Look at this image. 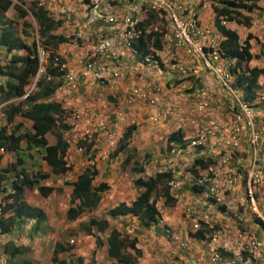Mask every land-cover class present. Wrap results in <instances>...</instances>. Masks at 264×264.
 I'll return each instance as SVG.
<instances>
[{"label":"built area","instance_id":"1","mask_svg":"<svg viewBox=\"0 0 264 264\" xmlns=\"http://www.w3.org/2000/svg\"><path fill=\"white\" fill-rule=\"evenodd\" d=\"M78 1L81 14L77 17L81 19L74 17L75 21L62 4L54 7L55 0L35 3L54 8L55 19H72L74 28L64 36L79 46L76 61L82 84L99 87V97L104 85L113 86L123 75L130 76L123 102L134 109L138 105L145 107L144 119L156 130L160 131L159 127L167 122L172 123L168 131L186 128L194 137L188 145L200 146L192 154L204 159L206 165L203 171L188 173L185 178L193 186H202L203 196L233 224L230 231L225 225L212 226L202 239L165 228L164 238L175 240L186 256L192 257L191 264H204L191 253L196 240L205 243L209 259L215 264H264V235L251 230L256 223L264 234V79L257 80L253 97L246 99L243 87L236 82L239 70L232 69L236 58L221 50L222 35L217 34L214 23L210 25L213 18L206 23L199 18V8L211 10L219 0ZM219 18L224 26L229 22ZM147 19L149 24H142ZM151 30L158 32L159 47L153 45L151 36L140 50L139 37ZM49 50L50 47L37 45L38 68L22 97L35 89ZM53 53L52 64L62 70L53 77V89L64 92L78 81L75 71L56 51ZM174 95H178V100H173ZM67 101L61 97V111L69 124L62 134L68 144L82 151L78 140L88 144L98 131L106 137L107 144L117 146L120 137L113 136L105 121L107 117L94 109L68 107ZM120 102L117 99L112 105L113 125H136L134 115H126L128 110ZM183 153L184 149L174 144L164 155L178 157ZM167 185L171 193L177 192L181 181L170 179ZM162 204L155 203L158 213ZM191 213L189 207L184 208V217L190 218ZM209 220L205 215L196 216L190 229L197 230ZM155 259L159 264H179V258L168 254H158ZM4 262L5 256L0 252V264Z\"/></svg>","mask_w":264,"mask_h":264},{"label":"trees","instance_id":"2","mask_svg":"<svg viewBox=\"0 0 264 264\" xmlns=\"http://www.w3.org/2000/svg\"><path fill=\"white\" fill-rule=\"evenodd\" d=\"M261 1L219 0L218 4L212 5L211 8L214 26L222 35L219 46L226 56L236 58L235 66L232 69L237 68L239 70L236 74V82L243 87V95L246 99L253 97L257 80L262 81L264 79V59L262 66L248 67L253 57L248 41L250 33L241 41L235 30L220 23L219 17L222 16L226 21H234L241 26L249 27L252 21L247 12L249 13L253 9L264 10V6L260 5ZM21 3H24L26 7L22 6ZM14 11L21 19L19 28L13 20L6 21L5 18H1L2 13H9L10 15ZM241 11L246 14H242ZM29 14L37 24L38 35L43 37L42 39L33 38L32 34L28 32V29L33 27ZM148 16L152 15L149 14ZM54 22L42 7L36 5L35 0H29L28 2H25V0H0V45L4 52L3 56L0 57V76H3L0 81V100H8L11 97L21 96L25 93L27 85L32 81L38 68V44L43 47H50L57 41L66 40L65 36L51 32L55 25ZM149 22L150 19H147L142 24L148 25ZM151 36L153 37V45L159 47L158 32L157 30H151L139 37L137 46L140 47V50L146 47V43L150 41ZM262 50L264 51V48ZM263 51L261 52L264 53ZM53 52V49L50 48L44 70L39 73L35 81V89L23 97H19L13 103L8 101L3 109L4 117L3 112H0V149L2 152L21 150V166L18 170L14 169L16 163L20 161L17 152H15L16 158L13 161L8 162L4 168H0V204L5 203V201L10 202L5 204L2 209L3 214L4 212L8 214L0 218V232H9L13 224L21 218L32 220V229L35 228L36 230L40 225V221L45 219V214L40 207L26 202V191L36 188L41 195L46 196L53 189L61 190V186L54 187L50 184L41 183L40 180L48 177L50 173L62 174L71 168V164L66 161L65 157L68 144L62 135V130L68 128L69 124L64 120L59 103L45 99L55 86L56 80L53 77L59 75L62 71L58 65L52 64ZM47 75H50V77L46 78ZM15 115L28 120L30 129H22V119L17 121ZM135 128V124H128L124 127L117 141V146L109 156L124 153L125 156L121 161L122 166H127L130 172L138 174L132 181L138 189V194L128 203L119 202L109 208L107 214L109 216L131 215L137 217L142 225L150 226L157 224L159 220V213L155 208V203L159 198H162V203L165 206L172 205L176 201L167 185L168 180L177 179L181 183L187 182L189 184H186V186L188 185L192 192L202 193V186L191 185L188 180H185V177L188 173L193 175V173L203 171L206 161L197 157L191 163L181 164L185 168H182L177 177H173L174 171L167 168L147 174L145 171L147 158L137 160L132 156L133 151L130 150V138ZM47 132L53 133L54 141L52 143L47 141L45 135ZM193 138L192 135L186 137L181 130L173 131L164 135L162 151L163 153L170 152L174 144L184 149ZM77 143L79 146H83L84 153L93 155L92 151L90 153L89 144L79 140ZM24 148H36L41 151V158L47 163L49 170L36 169L32 173L28 172L25 166L22 165L25 156ZM88 157L93 158V156ZM96 173L97 169L94 163H91L76 174L74 179L64 181L65 184L71 186L69 204L65 208L67 219H76L83 211H90L96 207L100 193L107 188L104 182L93 185L92 182ZM206 200L209 201V199ZM84 226L87 231L92 228L95 247L102 244L103 241L105 242L106 256L111 260V264H137L135 256L141 250L136 245L135 237L122 234L116 228H109V223L105 218L90 217ZM204 226L205 224L201 223L199 229L190 230L188 234L196 238H204L210 230L209 227ZM107 229L108 232L105 233ZM69 248V243L61 240L55 241L50 259L55 261L56 264H86L82 256H75V260L71 257L58 256L59 251L68 250ZM3 249L8 256H14L18 252L25 251L28 247L23 244L16 246L15 249L12 247ZM96 252V248L92 250L91 260H95ZM92 263L93 261L87 264Z\"/></svg>","mask_w":264,"mask_h":264},{"label":"crops","instance_id":"3","mask_svg":"<svg viewBox=\"0 0 264 264\" xmlns=\"http://www.w3.org/2000/svg\"><path fill=\"white\" fill-rule=\"evenodd\" d=\"M28 1L29 0H25V2H28ZM57 4H62L63 7L66 10L70 11L71 17L73 16L72 17L73 18V21H75V18L74 17H77L79 14H81L80 2L78 0H55L54 7L57 6ZM21 5L24 6V7H26L24 3H21ZM42 8L44 9V12L45 13L49 14V16L52 18L53 22L55 21L54 22L55 25L52 28L51 32H53L55 34H61V35L64 36V34L66 32H69L72 28H74V24L72 22V19L70 21H68V22L62 21L61 18L55 19L53 17V15H52V13H53L52 11H53L54 8H51V7L50 8L42 7ZM121 11L122 10L120 9V10H118L116 12L118 14H120ZM4 14L9 15V13H4ZM199 18H200V21L202 23L203 22L206 23V22L210 21V18L211 19L213 18V12L210 9H208V7L207 8H199ZM78 19H81V18L80 17H77V20ZM210 23H211L210 25L213 24V19L210 21ZM35 24L33 25V30L36 33V37L38 36V38H41L42 39L43 37H39V35H38V31H37V28H36L37 24L36 25ZM34 26H35V28H34ZM225 26L227 28H230V29L235 30L237 32L238 36H239V39H240V35H239V32H238V26H241V25L235 24L234 21H230ZM241 27L244 28V31H243L244 33H242V34H245V33L249 32L250 29H251V26H249L247 28L244 27V26H241ZM30 29L31 28L28 29V32H30ZM217 34L219 36H221V34L218 31H217ZM50 48H52L54 51H56L59 54L60 58L64 62H66L67 66H69L70 68H72L75 71V76H76V79H77L78 83L75 86H73V87H68L67 86L66 89L64 90V92H59L56 89H53L50 92V94H48V96L45 97V99L54 100V101L58 102L59 105L61 106V97L62 96L63 97H66L67 100H68L67 101L68 102V107H81V109H94L97 112H99L102 117H104V118L107 117V120H105V121L107 122L106 124L109 125V126H110V124H112V122H110V119H113L115 117L112 116V114L109 115V113H107V110H108V108L112 107V105H113L114 102H117V99L118 100L121 99L120 104L123 105V107H125V109L128 110L126 112V115H134V118L136 119V129H139V127H141V126H139V124L140 123H143V121L146 120V119H144V117L146 115V109H145V107H143V106L141 107V106L138 105L134 109L133 107L127 106L123 102V95L126 94V92H127V88H128L130 76L128 77L126 75H123L121 77V79H119L118 81H115L114 82V85L113 86H110V85H107V84L104 85V87H102V90H103L102 91V95L98 97L97 96L98 95L97 94V91L99 90V87H93L91 85L92 83L82 84V82L80 81L81 75H80L79 68H78L77 61H76L77 56L79 54V46L78 45H75L74 43H69L68 41L63 40V41H57L54 45L50 46ZM0 78H3V76L2 77L0 76ZM173 100H178V95H174ZM15 116H17V115H15ZM3 117H4V111H3ZM15 119L17 121L18 120L21 121V118L18 117V116H17V118L15 117ZM171 125H172V123H168L167 122L165 124V126L159 127L160 131L154 129V127L151 124H150V127L152 129H154L155 132L162 133L163 135H161L160 137H163L164 135L173 132V130H171V131H168L167 130L168 128L171 127ZM112 126H115V125L112 124L110 127H112ZM182 129L183 130H181V129L180 130L182 131V133L184 135H186V137L191 136V134H189V132H187L186 130H184L186 128H182ZM20 130H21V126H20ZM120 136H121V133H120V135H118L117 138H119ZM144 138L146 139V136L145 135H144ZM101 140H103V143L106 142V137L102 133H100L98 131L96 133H94V135L92 137V142L89 143V145H90V149H89L90 150V153L92 151L93 154L95 155V154H97L99 152L100 157H102V154H101V151L102 150L100 148V146H102ZM130 143L131 144H136V146H137V144H138L137 143V136L136 137H132L131 136ZM20 145H21V143H20ZM70 146L71 145H68L67 146V149H66V152H65L66 161H67V152H68ZM108 146H109V144L106 143L105 147L107 148ZM199 147L200 146H197L196 148H192L189 145H186L184 147V153L181 156H178V157H173V156L170 157V155H164V154L159 155L162 158L161 161H162L163 164H161V165H159L157 162H155L153 160V157L150 155L152 157V162H154L153 167L155 168V169L152 170V173L154 171H162V170L168 168L171 171L172 170L174 171L173 172V177H177L176 174H179L177 172H180L184 166H181V163H180V165H177V164H175L174 161L175 160H179V161L183 162L184 164L185 163H189V162L191 163V161L193 159L197 158L195 156V154L193 155L191 153H193V150H197ZM95 148L98 149V150H95ZM205 148H208L207 147V144L205 145ZM32 150L33 149H25L24 148L23 149V152H24L25 156H30ZM130 150H132V151L133 150H136V151H133L134 154H132V156L134 158H136L137 160L145 159V157L147 158V163L145 165V171H146V167H150L149 163L151 161V160H149L150 159L149 152L146 153V154L144 153L142 155V157L139 158L138 156L141 155V154L138 153L136 147L130 146ZM1 151L2 150H0V157H2V155H3V154H1L2 153ZM96 151H97V153H96ZM4 152H6V151H4ZM8 153H9V155L8 156L5 155V157L3 158V159L6 160L5 165L8 162L13 161V158H11L12 155H16L15 151H8ZM108 154H111V153H108ZM108 154H107V156H108ZM118 154L119 153H117V155L112 156V157L113 158L114 157H118V162L117 163L120 164V168L121 169H123V170H129L127 166H122V164H121V161L123 159V156H125L124 153H121V155L120 154L118 155ZM87 155H89V153H87ZM109 157H111V156H109ZM109 157H108V159H109ZM93 159H96V157H94ZM166 159H167V161H166ZM19 160L20 161L19 162L17 161L18 163H16L14 169H17L18 170V168L21 166V156H20V159ZM169 161H171V162L173 161L172 164L170 165V167H168V166L167 167H164V164L169 163ZM23 162H24V159L22 161V165H24ZM68 163L71 164V162H68ZM117 163H115V164H117ZM159 163H161V162L159 161ZM156 164L158 165L157 167L155 166ZM87 165H90V164H87ZM87 165H85V166H87ZM47 166L48 165L45 162V164H42L41 165V170H49V166L48 167ZM72 166L74 168V164L73 165L71 164V168H72ZM94 166L97 169V173L94 176V179L96 178L98 172L102 173V172H105V171H109L108 166H106L105 164L102 167V169H101L102 163H99L98 162V166L97 165H94ZM0 168H2V167L0 166ZM70 169L66 170L64 173H67ZM78 173L76 172L75 175L78 174ZM146 173H147V171H146ZM152 173H150V174H152ZM147 174H149V173H147ZM137 176H138V174L135 177H137ZM70 178H63L60 183L65 184L64 181H71L72 179L75 178V176L72 177L71 179ZM94 179H93V181H94ZM185 180H187V179L185 178ZM99 182H104L107 185V188L106 189H109V186H108L107 182H105V181H99ZM46 183H48V182H46ZM49 184L53 186V184H51V183H49ZM97 184H93V185H97ZM132 184H133V182H132ZM186 184H189V183H187V182L181 183L182 190H185L183 193H181V191L179 192V190L181 189V188H179L178 191H177L178 193L177 192L174 193L173 196L176 198V201L174 202L175 205L177 203H179L180 200H182V205H181L182 210H184L185 207H189L192 210V213L190 215V218L184 217L183 216V213H179V211H177V212H174L173 211V215L171 217L168 216V215H166L167 212H163L162 214L159 213V218H160V220H158L159 223H157L155 225L144 226V225H142V223L139 222V219L137 217H134V216H131V215H118V216H114L115 217L114 218V221H115V224L117 222H120V226L121 227H119V225L118 226H115V224H111L110 223L109 215L107 214L108 209L111 208V207H113V206H115L119 202L128 203L133 198L130 201H128V202L123 201V200L117 201L116 198H118L119 196H117V195H111L107 199L103 200V198L101 197V194H102V192H101L100 193V198H99V200L97 202L96 207H94V209H97V206L100 205L104 201L103 205L105 206V209H104V212H102L103 213V216H100L101 213H100L99 217H97V216H86V219L84 221L87 222L90 217H94V218H97V219L98 218H105V219H107V221L109 223V228H111V227L112 228H116L122 234H127L128 236L135 237V239H136V245L141 250L140 253H138V255L135 256V260H136V263L137 264H147L142 259L143 258H147L148 253H151V252H154V251L156 252V250H158V249L161 250V251H163L164 253L168 254L169 256H174V257L179 258V264H190V262H188V261L189 260H193L192 257H187L186 254L184 253V251L178 247L177 242L175 240H167V239H165L163 237L162 233H159V231H158L159 228H162L163 229L164 227L168 226V224H169L168 220H169L170 223H172L173 227L178 230L176 232H180L178 234L184 236V234H188V232L191 230L190 229V225H191L190 223H191V221L193 219H195L196 216L197 217H201V215H205L206 217H208L210 219L209 220V223H206L204 227H208V226H209V228L212 227V226H216L217 227V225L221 224V225H225L227 227V229L230 231V230L233 229V224L231 222V219L227 218L226 216H223L220 213V210H217V208L214 207V205H212V203L210 201L206 200V198L203 196L202 193H194V192H192L190 190V188H188V185L186 186ZM67 185H69V184H67ZM56 186H61V189H63V193L62 194H64V193L68 194V192H65V190H64V188L62 187L61 184L58 183V184H56ZM133 186H134V184H133ZM70 191H71V186H70ZM50 193L54 197L55 203L57 205H59V207H61L60 206L61 204H63V207L68 206V205H65V204H69V196H68L67 202H66L65 200H60L57 197V195H56L57 192H55L54 189L51 190L48 194H50ZM137 194H138V189H137L136 195ZM120 195H121V193H120ZM114 199H115V201H114ZM107 200H112V202L109 203ZM1 203H2V201H1ZM9 203H10L9 201H5V203H3L4 205L3 204H0V205L2 207H5V204H9ZM32 203H30V204H32ZM34 205L40 207L45 212L46 209L44 207H41V204H34ZM169 206H171V205H169ZM49 208L50 207H47V209H49ZM94 209H92V210H94ZM92 210H90V211H92ZM48 211H49V214H52L51 208ZM90 211H83L81 214H83V213H87L88 214V212H90ZM7 214H8L7 212H4L2 218L5 217ZM44 214H45V219L47 220V218H48V212L46 211ZM176 214H179L182 218H180V216L179 217H176L175 216ZM76 219H78V217ZM69 220H72V219H69ZM129 220L131 222L132 221L133 222L131 223V222H129ZM28 221H29L28 223H32L33 224L32 220H28ZM84 221H81L80 220L78 222V224H79V227H81L82 229H84V231L87 234H90L93 237L92 238L93 247L90 248L91 249V252H92V250H94V247H95L94 246L95 245V241H94V236H93V233H92V228H90L91 230L87 231L86 230V227L84 226V224L86 222L83 224ZM19 222L20 221L14 223L13 224V227L11 228V230L9 232H0V246H1V248L3 249V248L12 247V248L15 249L16 246H21V245L24 244V245H26L28 247V249L30 248V249H35V250L37 249L38 250V246H37L38 240H35L34 238H31L29 240H26L25 237H23V236L21 237V235L19 237H17L19 235V233L18 232L16 233V231L19 230V229L21 230V222L20 223ZM127 222H129V223H127ZM160 222H161V224H160ZM45 224L48 225V226H50V223L49 222H47ZM127 226H129V227H127ZM125 227H127V229H128V231H126V232L123 231V229ZM31 228H32V226L30 227V229H29L28 232H31ZM251 230L254 231V233H256L259 236H263L264 235L263 234V229L261 228V226H259L256 223H254V224L251 225ZM106 231L108 232V229L105 230V232ZM198 239H202V238H198ZM57 240H60V239H54L53 240V243H52L51 249H50L51 251H52V248L54 247V242L57 241ZM65 243H68V242H65ZM104 244H105V242L103 241L102 244H100V245H104ZM69 245H70L69 250H71V246H72L71 243H69ZM105 247H106V244H105ZM61 251H63V250H61ZM3 252L6 253V251L4 249H3ZM23 252H25V251H23ZM23 252H18V253H23ZM18 253H16V254H18ZM191 253L194 255V257L199 256L200 259L202 260V263L204 262V264H215L214 262H212L209 259V255L206 252L205 243H201V242H199L197 240L195 242L193 241L192 242ZM83 255H84L83 252H77L74 256H83ZM7 256H8V254H7ZM14 256H8V258L9 257H12V259H13ZM49 258H50V255H49ZM91 258L92 257H90L87 261H89V262L91 261L92 262ZM19 260L24 261V263L29 261V259H26V258L22 259L21 257L19 258ZM53 262H55V261H53Z\"/></svg>","mask_w":264,"mask_h":264},{"label":"rangeland","instance_id":"4","mask_svg":"<svg viewBox=\"0 0 264 264\" xmlns=\"http://www.w3.org/2000/svg\"><path fill=\"white\" fill-rule=\"evenodd\" d=\"M260 5L264 6V0H262L260 2ZM242 14H246L245 12L241 11ZM247 15L251 17V29L249 32L244 33V28H242L241 26H238V32L240 35V40L242 41L244 39V37L250 33V38H249V43H250V51L253 54V57L251 58L248 67H252V66H257L260 67L263 64V59H264V53H262L261 51H263L262 49L264 48V10H257V9H253L251 12H247ZM29 18L32 21V24L34 25L35 22L32 19L31 15L29 14ZM5 18L4 20H13V22H15V25L20 26V18L16 15V12L14 11V13L10 14V15H6L4 13L1 14V18ZM211 20V18H210ZM237 24V23H235ZM36 25V24H35ZM35 28V26H34ZM37 28V26H36ZM247 28V27H246ZM245 28V29H246ZM233 30V29H232ZM30 33L32 34L33 38H38V36L36 37V33L33 30V27L30 29ZM243 37V38H242ZM264 52V51H263ZM4 54L3 49H0V57H2ZM1 80V78H0ZM28 86V85H27ZM18 97H12L9 98L12 103L17 101ZM7 105V101L4 100H0V112L4 111V107ZM114 108L110 107L107 110V113H109V115L112 114V110ZM17 118V116H15ZM22 119V118H21ZM110 122H112L113 124V120L110 119ZM22 129H30V123L28 120L26 119H22ZM110 124V126L112 125ZM109 127V125H107ZM126 126L125 123L119 124V126L115 127L112 126L111 128V132L113 133V136L116 138L118 137V135H120V133L122 132V130L124 129V127ZM139 129H136L133 131L132 133V137H136L137 136V146L136 144H131L130 146H134L137 148L138 153H140L141 155H139L138 157L141 158L142 155L145 153L149 152V156L151 155L153 157V160L155 162H157L159 165L163 164L162 163V158L159 155L164 154L163 153V148H162V141L164 142L163 138H160L161 135H163L162 133H158L155 132V128L152 129L150 127V123L143 121V123L139 124ZM153 132V133H152ZM136 134V135H135ZM46 138L47 141L49 143H51L52 141H54V136L53 133H49L47 132L46 134ZM144 135L146 136V139L144 138ZM144 140V141H143ZM143 141V142H142ZM135 142V141H134ZM102 146H100L101 148V154L102 157H100L99 152L96 153L97 154H93L90 156L96 157V159L93 158H89L87 155V153H84L82 151H79L77 146H75L74 144H71V146L69 147V150L67 152V161L71 162V164H74V168L72 166V168L67 172V173H63V174H50L48 175V177L40 180V182L46 183V184H53V186H56V184H61L62 187L64 188L65 192H68V194L63 193V189H61V191L59 190H55V192H57V197L60 200H65L67 202V198L69 196L70 193V186L67 184H63L60 183L62 181L63 178H72L75 176V173L80 172L85 165L87 164H91L94 163V165L98 166V162L102 163L101 169L104 166V164L106 166H108L109 171H105V172H98L96 178L93 181V184H97L99 181H105L107 182L109 189H106L105 191L102 192L101 197L103 198V200L107 199L108 197H110L111 195H117L119 196L118 198H116L117 201L119 200H123V201H130L132 198H134V196L137 193V189L133 186L132 184V180L133 178L136 176L135 174H133L132 172H130L129 170H123L120 168V164L117 163L118 162V157H109L108 153H111L112 150L115 148V145H109L107 148L105 147L107 142L103 143V140H101ZM96 149V148H95ZM98 150V149H96ZM136 151V150H133ZM17 153H19V156H21V150L15 151ZM41 151L37 150V149H33L31 152L30 156H24V166L26 168V170H28V172L32 173L34 172L36 169H41V165L45 164V162L41 159ZM3 154L2 157H0V166L3 168L5 166V162L6 160L3 159L6 156L9 155L8 151L1 153ZM108 154V156H107ZM192 154V153H191ZM119 155V154H118ZM121 155V154H120ZM150 156V167H146V171L147 173H152V170L155 169L153 167L154 162H152V157ZM107 157V158H106ZM109 157V159H108ZM13 160L16 158V155H12ZM165 159V158H164ZM116 160V161H115ZM159 161L161 163H159ZM167 161V159H166ZM120 162V161H119ZM173 162V161H172ZM171 161H169V163L164 164V167H170V165L172 164ZM175 164L180 165L184 164L183 162L179 161V160H175L174 161ZM117 163V164H115ZM156 167L158 166L157 164L155 165ZM48 167V166H47ZM157 169V168H156ZM168 169V168H167ZM179 173V172H177ZM178 175V174H176ZM70 178V179H71ZM69 179V180H70ZM111 188V189H110ZM178 191V190H177ZM181 191V193H183L185 190H182V188L179 190V192ZM121 193V195H120ZM172 193H176V192H172ZM178 193V192H177ZM26 198L25 200L29 203L32 204H41V207H44L48 212V218L47 220H42L40 221V225L39 227L35 230V228H31V232H28L30 227L33 226L32 223H28V219L25 218H21V220H18L21 222V230H17L16 233L18 232L19 235L17 237H19L21 235V237H25L26 240H29L31 238H34L35 240H38L37 242V246H38V250L36 249H27L25 250V252L23 253H18L15 254L14 256V260L12 259V257H9L7 259H5V264H56L55 262H53L52 260H50L49 255L51 253V245L53 243L54 239H60L64 242H68L71 243V250H63L60 251L58 253L59 256H64L65 258H69L71 257L73 260H75V254L77 252H83L84 255L82 256L85 263H91V261H87L90 257H91V247H93V241H92V236L90 234H87L84 229H82L81 227H79L78 222L84 221L86 219V216H103L104 209L105 206L103 205L104 201L97 206V209H94L90 212L87 213H83L81 215L78 216V219H72L69 220L65 217V207H63V204H61L59 207V205H57L55 203L54 197L50 194H48L47 196H43L41 195L36 188L30 189L29 191H26ZM109 203L112 202V200H107ZM115 201V199H114ZM157 201H159L160 203L162 202V198H159ZM68 205V204H65ZM182 205V200H180L179 203H177L175 205L172 204L171 206H165V205H161L159 208L160 214H162L163 212H167L166 215L168 216H172L173 215V211L177 212L179 211V213H183V210L181 208ZM47 207L51 208L52 214H49V209H47ZM212 213V212H211ZM176 217H179V214L175 215ZM114 216H109V220L111 224H115L114 221ZM180 218H182L180 216ZM49 219V220H48ZM127 219V218H126ZM131 220V219H130ZM129 220V222H131ZM16 221V222H18ZM15 222V223H16ZM19 222V223H20ZM49 222L50 226L46 225L45 223ZM86 221L83 222V224ZM127 222V223H129ZM133 222V221H132ZM131 222V223H132ZM169 224L168 226L162 228H159V233H162L163 235V230L165 228H169L171 229V231H178L177 229H175L172 225V223H170V221L168 220ZM161 224V223H160ZM120 226V222H117L115 224V226ZM111 227V226H110ZM129 227V226H127ZM127 227H125L123 229L124 232L128 231ZM28 232V233H27ZM107 233V231L105 232ZM104 233V234H105ZM189 235V234H188ZM70 237L73 238V240H70ZM164 237V236H163ZM95 246V245H94ZM97 249V252L95 254V260H92L93 263L92 264H111V260L109 258H107L106 256V252H105V244L104 245H99L94 247V249ZM158 254H166L161 250H156V252H151L148 253L147 258H143L142 260L145 261L147 264H159V262L155 259V256ZM26 258L29 259V261L27 263H24V261L19 260V258ZM182 261V260H181ZM183 262V261H182ZM188 262H190V264L193 262V260H189ZM64 264H68V263H64Z\"/></svg>","mask_w":264,"mask_h":264},{"label":"clouds","instance_id":"5","mask_svg":"<svg viewBox=\"0 0 264 264\" xmlns=\"http://www.w3.org/2000/svg\"><path fill=\"white\" fill-rule=\"evenodd\" d=\"M36 39H37V38H36ZM0 49H3V48L1 47V45H0ZM1 77H2V76H1ZM1 80H2V78H1ZM1 80H0V81H1ZM17 97L19 98V97H22V96H17ZM11 98H12V97H11ZM18 98H17V99H18ZM9 100H10V99H8V100H4V101H7V102H8ZM9 102H10V101H9ZM62 135H63V134H62ZM63 137H64V136H63ZM51 143H52V142H51ZM90 143H91V142H90ZM67 144H68V143H67ZM85 144H86V143H85ZM88 144H89V143H88ZM68 145H71V144H68ZM82 147H83V146H82ZM0 150H1V149H0ZM1 152H2V151H1ZM82 152H83V150H82ZM2 153H3V152H2ZM26 202H27V201H26ZM27 203H28V202H27ZM0 209H1V210H0V213H1V214H0V218H1V217L3 216V211H2L3 207H2L1 205H0ZM44 213H45V212H44ZM70 238H72V237H70ZM72 240H73V238H72ZM72 240H71V241H72ZM0 252H2V253L4 254L5 259L8 258L7 254L3 252V249L1 248V246H0ZM50 254H51V253H50ZM3 264H5V262H4Z\"/></svg>","mask_w":264,"mask_h":264}]
</instances>
